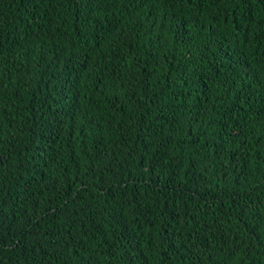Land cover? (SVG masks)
<instances>
[{
    "label": "trees",
    "instance_id": "1",
    "mask_svg": "<svg viewBox=\"0 0 264 264\" xmlns=\"http://www.w3.org/2000/svg\"><path fill=\"white\" fill-rule=\"evenodd\" d=\"M0 264H264V0H0Z\"/></svg>",
    "mask_w": 264,
    "mask_h": 264
}]
</instances>
